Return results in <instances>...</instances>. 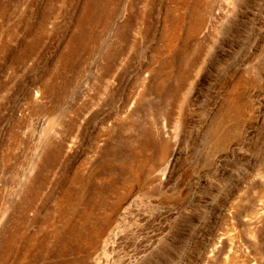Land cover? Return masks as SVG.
<instances>
[{"label":"rangeland","instance_id":"obj_1","mask_svg":"<svg viewBox=\"0 0 264 264\" xmlns=\"http://www.w3.org/2000/svg\"><path fill=\"white\" fill-rule=\"evenodd\" d=\"M263 202L264 0H0V264H264Z\"/></svg>","mask_w":264,"mask_h":264},{"label":"bare ground","instance_id":"obj_2","mask_svg":"<svg viewBox=\"0 0 264 264\" xmlns=\"http://www.w3.org/2000/svg\"><path fill=\"white\" fill-rule=\"evenodd\" d=\"M94 3H95V1H94ZM96 3H97V1H96ZM99 3V2H98ZM88 7V6H87ZM87 9V8H86ZM86 12H87V10H86ZM87 17V16H86ZM240 178V177H239ZM239 178H237V181H240V179ZM263 197V195L261 196V198ZM264 203V202H263ZM262 203V204H263ZM221 204H222V202H221ZM264 205V204H263ZM222 206V205H221ZM64 211H65V209H64ZM263 211V210H262ZM255 213V212H254ZM79 214V213H78ZM77 214V215H78ZM90 217V216H89ZM77 219V218H76ZM90 221V220H89ZM83 225V224H82ZM93 235H99V229H97V227H94L93 228ZM81 232V231H80ZM96 238V237H95ZM98 238V237H97ZM96 238V239H97ZM77 239V238H76ZM92 239V238H91ZM81 241H83V240H81ZM84 244V243H83ZM82 246V245H81ZM85 246V245H84ZM189 246H190V243L189 242H187L186 243V245L184 246V248H182L181 250H180V252H179V261L178 262H172L171 264H191L190 263V260H191V257H190V254H189ZM235 259V258H234ZM176 260H178V259H176ZM233 260V259H232ZM235 262V261H234ZM231 263V262H230ZM230 263H228V264H230ZM235 264V263H234Z\"/></svg>","mask_w":264,"mask_h":264}]
</instances>
